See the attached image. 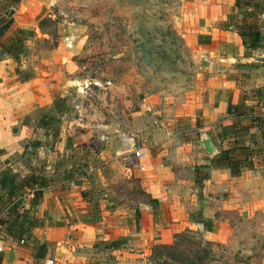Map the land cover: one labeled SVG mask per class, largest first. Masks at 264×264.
<instances>
[{
	"label": "rangeland",
	"instance_id": "rangeland-1",
	"mask_svg": "<svg viewBox=\"0 0 264 264\" xmlns=\"http://www.w3.org/2000/svg\"><path fill=\"white\" fill-rule=\"evenodd\" d=\"M240 2L244 8L231 9V24L240 27L244 34L256 32L263 38L264 0ZM2 4L0 1V14ZM179 5L180 0H19L14 10L8 8L12 17L24 16L32 25L26 35L14 30L0 38V52L6 41L12 42L17 36L22 39V46L14 55L18 64L25 65L22 77L32 74L41 53L55 50L63 63L71 61L75 66L69 76L71 81L98 79L110 84L105 89L77 91L76 83H69L63 97L24 118L23 125L29 133L20 142L21 155L0 161V233L3 236L5 226L14 224L17 218L14 215H20L14 208L28 194L18 184L33 169L43 172L49 182L73 178L83 188L81 195L97 219L100 207L128 208V225L139 227L148 215L152 222H159L158 208L138 189V181L132 177L133 166L124 161L130 158L129 145L133 142L135 147L145 149L146 155L141 160L145 168L150 152L165 143L164 138H173L179 131L177 137L183 138L190 152L199 156L195 166L199 167L206 156L200 148L198 134L213 135L217 124H202L195 119L190 127L187 119L177 117L178 107L186 101L188 91L195 84L197 70L192 58L194 51L181 36ZM64 37L71 38L68 44L63 42ZM243 39L250 44V50L259 54L258 62L252 65L264 67V43L251 45L250 35ZM74 105L80 107V119ZM68 127L80 134L82 145L66 154H52L58 134ZM42 148L50 151L51 154L45 153L49 157H40ZM99 153L102 155L96 157ZM110 155L123 167L131 168V173L121 178L112 173L115 170L109 169L106 162V156ZM201 188L202 185L196 188L198 198ZM211 215L212 228L206 237L193 222L204 218L199 210L188 216L178 232L157 227V239L145 248V261L174 264L171 259L157 258L154 247L169 245L175 234L184 233V239L197 243L198 248L205 246L203 241L211 243L207 246L211 252L208 258L212 256L213 261L207 258L203 264H264V208L248 219H242L235 211H215ZM107 244L103 249H107ZM187 248L196 250L194 246ZM102 258L107 261L110 256L105 253ZM98 260L93 259L90 264Z\"/></svg>",
	"mask_w": 264,
	"mask_h": 264
},
{
	"label": "crops",
	"instance_id": "crops-1",
	"mask_svg": "<svg viewBox=\"0 0 264 264\" xmlns=\"http://www.w3.org/2000/svg\"><path fill=\"white\" fill-rule=\"evenodd\" d=\"M233 4L234 0H180L181 36L194 51L197 70L195 84L178 107L177 117L187 119L190 127L195 119L202 124L227 125L229 120L223 118L227 103L236 104L241 91L264 90V67L252 65L258 62L259 54L245 49L234 30L217 27L234 8ZM23 17L13 16L6 33L18 30L26 35L32 25ZM62 63V56L55 50L41 53L32 74L22 77L25 65L18 64L17 57L0 52V161L21 155L20 142L29 133L23 125L24 118L63 97L69 83H76L69 77L75 69L73 63ZM177 134L164 138L165 143L150 152L145 168L141 166L142 159L132 167L138 189L158 208L159 222H152L148 215L139 227L128 225V208L100 207L97 219L81 195L83 188L73 178L46 180L36 202L29 191L18 202L20 215H14L17 218L11 231L16 239L4 236L0 264H89L93 259L101 260L97 264H148L145 248L157 239V227L178 232L188 216L198 210L202 219H210L215 211H235L242 219H248L264 208V179L256 169L243 170L237 177H230L227 169H209L198 198L193 173L199 156L191 153L188 143ZM79 135L74 128L63 130L52 154H66L82 145ZM46 151L42 148L41 158ZM106 157L108 168L115 170L112 173L125 177L123 165L112 160V155ZM201 162L208 164L206 160ZM199 229L203 237L210 232L202 230L201 225ZM19 238L23 243L18 242ZM118 239L125 241L115 249H103L104 244ZM103 250L110 256L107 261L102 258Z\"/></svg>",
	"mask_w": 264,
	"mask_h": 264
},
{
	"label": "trees",
	"instance_id": "trees-1",
	"mask_svg": "<svg viewBox=\"0 0 264 264\" xmlns=\"http://www.w3.org/2000/svg\"><path fill=\"white\" fill-rule=\"evenodd\" d=\"M0 1L4 3L1 6L3 12L0 14L1 38L12 24V12L8 11V8L14 7L19 0ZM240 1L241 0H234L233 6L237 10L244 8L242 6L244 3ZM230 13L231 10L227 14L225 21L218 23L217 27H232L242 39V44L245 49L250 48V44H246L243 39L247 35H250L251 45L256 44L259 41L264 43V36L260 39L256 32L253 34H244L241 32L240 27L232 25L229 18ZM247 28L249 29L250 27ZM21 40L22 39L17 36L12 42L9 40L6 41L7 43L2 44V51L15 57L16 50L22 46ZM198 42H200L199 37ZM261 96L264 97V90L250 89L248 91L240 92L236 104L227 103L223 118L228 119L229 124L222 125L217 123L214 126V128H216L214 134L207 133L216 147L217 152L211 158H205L208 164H203L194 168L193 183L195 188L199 189L201 187L202 182L206 179L209 169H227L230 177L239 176L243 170L256 169L261 178L264 179V100L260 99ZM124 170L126 175H129L131 172V168L128 166H125ZM18 185L20 186V189L29 191L32 195V201L36 202L40 197L42 188L46 186V179L41 171L33 169L31 173L23 177L21 183ZM17 207L18 206L14 208L15 213L18 211ZM7 211L9 212V210ZM196 216L199 215L196 214ZM193 222L200 224L204 231L211 230L212 221L210 219H202L198 221L193 220ZM12 225L5 226L7 230L4 235L11 239H16L11 232ZM184 235V233L175 234L173 237L174 241L169 245L157 244L154 247V255L157 258L164 257L169 260L171 259L174 261V264H182L184 261H188L189 264L194 262H197L196 264H203L204 259H207L211 253L210 249L207 247L211 245V243L203 241L205 246L198 248L197 243L185 240ZM19 239L18 242L22 241L23 243V240L21 238ZM124 241V239L111 241L107 244V248L115 249L123 244ZM104 245L102 247H104ZM188 246H194L196 247V250H188ZM96 247H99V244H97ZM212 258V256L208 258L210 262L213 261ZM162 262L167 263L166 260H163ZM93 264H97V262Z\"/></svg>",
	"mask_w": 264,
	"mask_h": 264
},
{
	"label": "built area",
	"instance_id": "built-area-1",
	"mask_svg": "<svg viewBox=\"0 0 264 264\" xmlns=\"http://www.w3.org/2000/svg\"><path fill=\"white\" fill-rule=\"evenodd\" d=\"M11 10H14V8L11 7ZM109 84H110L109 81H106V80L102 81V80H98V79H92L90 81L83 80L80 83L76 82L77 91L80 88L105 89V88H107V86H109ZM74 109H75L77 118L80 119L82 116L80 107L78 105H74ZM145 152L146 151L144 148L135 147L134 143L132 142L129 145V150H128V153L130 154V158L127 160H124V161L128 165L134 166L136 164V162L140 161L141 159H143L145 157V155H146ZM3 242H4V236L2 235V233H0V251L3 249ZM19 243L21 244L22 241H19Z\"/></svg>",
	"mask_w": 264,
	"mask_h": 264
},
{
	"label": "water",
	"instance_id": "water-1",
	"mask_svg": "<svg viewBox=\"0 0 264 264\" xmlns=\"http://www.w3.org/2000/svg\"><path fill=\"white\" fill-rule=\"evenodd\" d=\"M71 38L70 37H64L63 42L68 44L70 42ZM198 140L200 142V145L202 147V150L206 154L208 158H211L213 155L216 154L217 150L214 144L212 143L210 137L206 133H201L198 136ZM200 228V225H198Z\"/></svg>",
	"mask_w": 264,
	"mask_h": 264
}]
</instances>
